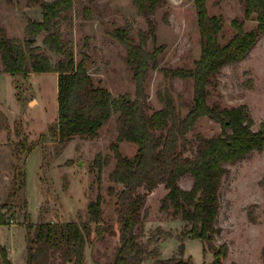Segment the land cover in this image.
I'll return each mask as SVG.
<instances>
[{
	"label": "rangeland",
	"instance_id": "rangeland-1",
	"mask_svg": "<svg viewBox=\"0 0 264 264\" xmlns=\"http://www.w3.org/2000/svg\"><path fill=\"white\" fill-rule=\"evenodd\" d=\"M211 15L221 16L224 28L221 42L235 32L234 21L252 29L257 21L245 15L244 0H206ZM39 16L42 8L31 0H0V25L9 37L26 35L27 10ZM72 21L62 22V29L73 40L76 59L89 55L87 69L94 83L106 87L113 96L136 97L137 85L127 61V48L112 36L121 25L132 24L135 35L146 29V20L138 13L133 0H78L71 11ZM157 39L150 42L160 49L159 68L151 70L145 82L150 104L163 106L159 93L170 88L178 108L185 115L194 96L192 79H167L162 67H191L201 54V33L195 0H166L155 15ZM44 34L37 38L42 44ZM55 61L58 56L52 54ZM2 61L0 56V72ZM219 84L212 90L210 103L233 107L245 104L254 118L255 130L264 127V35L239 62L222 68ZM116 114L100 128L95 138L74 137L62 143L54 141L49 127L58 118V73L31 72L28 75L0 74V204H5L7 223L0 225V245L13 264H29L27 258V225L40 221L68 222L89 220V204L102 197V221L117 231V194L121 183L113 182L110 173L116 165L112 143L118 136ZM220 125L207 116L201 117L194 130L182 140L181 148L192 155L189 141L199 135L212 137ZM8 138L6 140V133ZM46 136V139L42 138ZM25 137L38 145L27 152ZM120 150L132 156L137 145L122 141ZM101 155L99 171L96 158ZM220 191L221 208L217 226L221 231L212 241L229 244L227 262L264 264V150L253 151L246 158L227 165ZM180 185L191 188L190 175ZM168 192L159 184L149 193L146 203L145 233L141 241H151L162 257H191L196 264H210L214 253L204 252L200 238L188 233L191 223L161 209V200ZM94 242L85 247L84 264H110L120 245L118 233L92 234ZM184 251H181V242ZM63 255L50 253L47 264H63ZM0 264L3 259L0 254Z\"/></svg>",
	"mask_w": 264,
	"mask_h": 264
},
{
	"label": "trees",
	"instance_id": "trees-1",
	"mask_svg": "<svg viewBox=\"0 0 264 264\" xmlns=\"http://www.w3.org/2000/svg\"><path fill=\"white\" fill-rule=\"evenodd\" d=\"M43 11V19L26 17V35L9 37L0 25V54L2 72L28 75L31 72L58 73V118L50 125L54 141L66 143L74 137L95 138L100 128L116 114L118 136L112 143L116 165L110 173L113 182L121 183L117 194V231L102 221V197L89 204V220L50 222L40 221L27 225V258L29 264H47L50 253L63 255V264H84L85 247L105 233H118L120 245L110 264H196L188 259L162 257L151 241H141L145 233L147 197L159 184L168 192L161 200V209L171 211L174 217L191 223L188 231L192 238H200L204 252L212 251L210 264H238L227 262L229 244L212 243L221 231L217 219L221 208L220 191L224 177L230 172L228 164L246 158L253 151L264 150V127L255 130L254 118L247 105L223 106L210 103L212 90L219 84L222 68L241 61L264 35V0H244L245 15L257 24L246 29L244 22L235 20L234 34L221 42L224 28L221 16L211 15L206 0H195L201 33V54L191 67H162L167 79H192L194 96L185 115L176 104L170 88L159 93L163 106L152 108L145 82L151 70L159 68L160 49L150 42L157 39L155 15L166 0H133L138 13L146 20L147 28L135 35L132 24L116 27L112 36L127 48V61L136 81V97L113 96L106 87L94 83L87 69L89 55L83 53L77 61L74 42L62 29V22H71V11L78 0H31ZM44 34L42 44L37 38ZM52 54L58 58L54 61ZM207 116L217 122L221 130L212 137L199 135L189 141L193 154L186 155L182 140L194 130L198 120ZM42 138L46 139L45 135ZM137 145L134 155L120 150L122 141ZM38 145L25 137L23 149L27 152ZM96 165L102 171L101 155ZM190 175L191 188L180 185V179ZM5 204H0V225L7 223ZM181 251L184 243L181 242ZM4 264H13L6 249L0 245Z\"/></svg>",
	"mask_w": 264,
	"mask_h": 264
},
{
	"label": "crops",
	"instance_id": "crops-1",
	"mask_svg": "<svg viewBox=\"0 0 264 264\" xmlns=\"http://www.w3.org/2000/svg\"><path fill=\"white\" fill-rule=\"evenodd\" d=\"M30 10H32V8H29L28 10H27V14H28V16H30L31 18H33V19H36V20H42L43 19V11H42V13L40 14V17L39 16H32L31 15V13H30ZM0 56H1V54H0ZM1 73H5V72H0V74ZM35 73V72H34ZM6 137V140H7V138H8V132L6 133V135H5Z\"/></svg>",
	"mask_w": 264,
	"mask_h": 264
}]
</instances>
